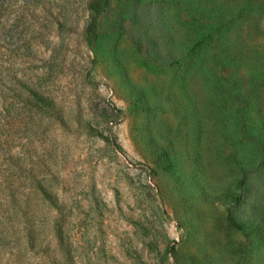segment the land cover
I'll return each mask as SVG.
<instances>
[{"label":"rangeland","instance_id":"374dc122","mask_svg":"<svg viewBox=\"0 0 264 264\" xmlns=\"http://www.w3.org/2000/svg\"><path fill=\"white\" fill-rule=\"evenodd\" d=\"M0 264H264V0H0Z\"/></svg>","mask_w":264,"mask_h":264},{"label":"trees","instance_id":"16d2710c","mask_svg":"<svg viewBox=\"0 0 264 264\" xmlns=\"http://www.w3.org/2000/svg\"><path fill=\"white\" fill-rule=\"evenodd\" d=\"M97 20H98V15L97 14H94L93 16V20L92 22L90 23V31H94L97 27ZM59 230H60V239H61V242L64 243L65 239L64 237L62 236V227L59 225Z\"/></svg>","mask_w":264,"mask_h":264}]
</instances>
